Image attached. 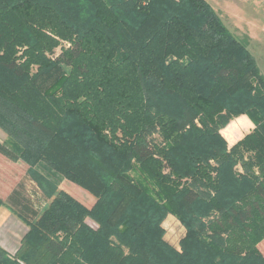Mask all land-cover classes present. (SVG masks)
Listing matches in <instances>:
<instances>
[{"label": "trees", "instance_id": "16d2710c", "mask_svg": "<svg viewBox=\"0 0 264 264\" xmlns=\"http://www.w3.org/2000/svg\"><path fill=\"white\" fill-rule=\"evenodd\" d=\"M248 44L206 0H0V150L48 198L31 220L9 207L28 229L0 264H264V76ZM240 114L254 127L229 147L220 129Z\"/></svg>", "mask_w": 264, "mask_h": 264}, {"label": "crops", "instance_id": "0c3cea01", "mask_svg": "<svg viewBox=\"0 0 264 264\" xmlns=\"http://www.w3.org/2000/svg\"><path fill=\"white\" fill-rule=\"evenodd\" d=\"M206 1L230 31L246 34L249 43H258L257 48L264 49V0ZM248 47H250L249 44ZM254 57L256 59L255 55ZM235 121L234 127L233 123L230 125V127H233L232 132L229 133L228 130L227 133L228 139L233 138L231 140L233 142L240 139L244 131L245 133L246 130L249 132L253 127L251 120L245 114L238 115ZM26 169L27 164L21 160L14 163L6 162L4 166L0 167V198L4 202L3 205H0V246L10 255L16 252L22 236L28 229L27 225L9 209L11 205L8 202L9 199L13 202L10 194L21 178L20 171L25 173Z\"/></svg>", "mask_w": 264, "mask_h": 264}, {"label": "rangeland", "instance_id": "374dc122", "mask_svg": "<svg viewBox=\"0 0 264 264\" xmlns=\"http://www.w3.org/2000/svg\"><path fill=\"white\" fill-rule=\"evenodd\" d=\"M236 34H238L240 37H243L246 35V34H241V33H236ZM249 45L250 47L248 48L251 51V53L256 56L257 65L260 69V72L264 76V49L257 48L258 43L256 44V43L250 42ZM236 117L237 116H232L230 120L227 122V124L220 129V133L222 134V136L225 139L227 138L228 141L227 140L226 141L229 147L232 146L237 141V140L234 142L231 141L233 140V138L228 139V134H227L228 130H229V133L232 132L231 129L235 125ZM231 123H233L232 124L233 127H230ZM253 127H254V124H253ZM247 131L248 130H246V133H248ZM246 133L244 131L243 136ZM151 136L156 141L162 142V139H160L161 137L158 135L157 132H153ZM8 140H9V137L7 133L2 128H0V143H3V144L7 143ZM15 161L17 160H12L7 154H5L2 150H0V167L4 166L6 162L14 163ZM43 167L44 166L42 165H37L34 168L37 169L38 173L41 174V176L43 175L44 177L48 178L51 182H54L57 185V189H62L68 192L70 195H72L73 197H75L76 199L80 200L81 202L87 205H91L93 203V201L95 200V196L89 189L71 181L70 179H68L67 177H65L63 174L59 172H56L54 170H48L47 168H43ZM20 174H21L20 176L21 178L19 182H17L12 193L10 194V198L13 199V202L11 201V199H9L8 202L16 211L23 214L28 220H31L36 216V214H38L46 206L48 202V198L43 193V190L39 186V184H37V182L34 181L30 177V175H28L27 172L23 173L20 171ZM85 221L90 226L96 227V223L91 218L87 217ZM162 225L164 228V238L168 242H170V244H172L178 250H180L179 241L181 237L184 236L185 234V227L180 222L177 214L174 211L169 212L167 216L165 217V219L163 220ZM259 247L263 250L262 244H260Z\"/></svg>", "mask_w": 264, "mask_h": 264}]
</instances>
